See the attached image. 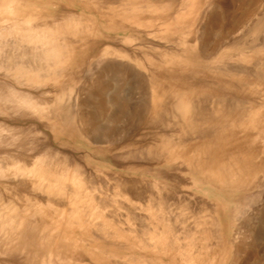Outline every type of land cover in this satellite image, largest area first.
<instances>
[{
  "label": "rangeland",
  "instance_id": "obj_1",
  "mask_svg": "<svg viewBox=\"0 0 264 264\" xmlns=\"http://www.w3.org/2000/svg\"><path fill=\"white\" fill-rule=\"evenodd\" d=\"M185 1L173 0V7L178 8L183 2L185 5ZM151 2L163 7L166 4L165 0H0V56L6 55V50L17 56L26 45L29 48L30 43H19L22 33L47 34L46 40L54 46L50 54L54 63L45 69L35 70L38 63L31 59L35 68L31 66L28 75L26 71L18 75L15 67L9 68L0 63V199L3 201L0 200V204L4 206L6 203L5 207L10 212H24L26 209L24 214L33 220L27 218L32 223L27 226V235L22 232L8 244L5 235L8 233L9 237L11 233L0 226V264H185L178 255L171 261L165 254L168 238L163 234L161 240L158 236L155 238L162 228L159 229L160 223L152 218L154 207L139 208L140 203L130 200L131 194L127 193L125 185L128 189L130 185L133 189L137 187L135 192L142 191L138 193L143 199L147 198V202L150 198L154 199L150 202H156L159 197H171L168 201L170 207L165 211L170 217L177 214L174 218L182 219L176 220L177 225L174 226L178 227V234L188 236L184 241L191 251L192 258L186 256L190 264L210 259L215 264H264V92L261 97L258 93V90H264L263 83L260 89L259 85L257 89H249L243 79L240 82L244 86L238 90L232 88L239 82L237 78H229L228 74H224L225 77L221 75L222 82L218 78L219 87L222 85L218 87L220 95L228 101L232 99V103L233 97L238 95L236 99L242 106L237 110V116L228 117L229 128L225 132L233 133H225L227 137L223 139V147L200 140L185 143L179 133L176 134L177 129H167L166 134L171 137L169 144L166 140L161 141L159 128H156L161 121L157 122L149 112L152 84L163 88L169 95L168 99L173 100L183 92L174 87L175 81L188 79L185 82L187 89H184L188 94L195 79L201 76V79H211L205 76L207 73L198 72L202 65L225 66L231 70L249 68L253 73H263L260 68L264 66V26L257 30L253 26L260 18L264 19V0H189L188 3L200 4L199 15L194 17L184 9L186 12L181 13L180 29L172 25L173 21L169 18L173 14L167 9H158L161 10L159 12L153 7L148 8ZM211 2L219 3L221 7L217 8L216 3L213 5ZM126 7L135 8L132 11L134 15L128 13ZM122 8L124 12H121ZM38 41L34 42L33 38L32 44L37 43L34 44L37 48L47 47ZM17 45L23 49H18ZM26 58L28 61L25 55ZM183 67L185 71H181ZM42 73L45 74L42 76ZM226 81L235 83L229 87ZM193 95L196 100L203 98L208 110L215 105L209 92L204 97L201 94L198 96V93ZM97 102L104 105V110L96 115L94 106ZM128 103L139 108L138 114L120 116L117 112ZM145 117L148 122H144ZM167 118L172 121L170 115ZM252 119L254 122H251ZM151 123L156 126H151ZM115 124L122 125L118 132H114L113 128L108 130ZM152 134L155 137L158 135L154 138L159 139L154 140ZM106 137L108 141H104ZM178 139L184 144L178 143ZM207 143L210 148L213 147L212 157L202 153L196 155V148L199 151L197 146ZM209 146L206 147L210 149ZM147 148L157 150L152 153ZM43 158L51 168L58 169L56 172L62 170L68 183L76 178H81L86 184L92 182L87 184V190L94 198L107 204L105 209L98 211L97 218L105 212L114 213L116 218H121V224L113 223L112 226L109 223V231L104 234L102 231L101 234L98 225V229L93 225H89L91 230L81 229L74 224V220L62 217V207L47 200L49 197L56 201L62 199L39 191L37 179L22 174L18 168H32L39 163L37 160ZM219 163L230 167L232 173L221 176L210 173V170L214 172L213 168L219 167ZM75 168H80L81 174H76ZM121 187H124L122 192H126L122 193ZM129 211L136 219H127ZM41 226L44 227V237L40 232ZM141 227L146 228L143 229L151 238L156 234L154 239L149 238L150 243L148 239L141 238L140 241L134 237L137 232L141 233ZM150 227L152 230L155 228L157 233L149 231ZM163 228L164 232L168 231L165 225ZM214 232L217 233L214 235ZM41 238L46 240L41 242ZM242 240L240 250L236 252L237 243ZM154 242L160 246L150 247ZM216 247L219 252L213 253L212 248ZM250 251L253 253L248 255Z\"/></svg>",
  "mask_w": 264,
  "mask_h": 264
},
{
  "label": "bare ground",
  "instance_id": "obj_2",
  "mask_svg": "<svg viewBox=\"0 0 264 264\" xmlns=\"http://www.w3.org/2000/svg\"><path fill=\"white\" fill-rule=\"evenodd\" d=\"M104 1V0H103ZM107 1V0H106ZM166 1V4H165V7H163V6H161V5H158V4H156V3H154V2H151V3H149L148 5H147V7L149 8V7H151V9H152V7L154 8V10H158V9H162V10H165V9H167V12H170V13H172L173 14V16H171L169 19H171L172 21V25L173 26H175L177 29H180L181 28V26H182V24H181V22H182V15H181V13L182 12H186V11H188L189 13H191V14H193L194 15V17H197L198 15H199V13L197 12V10H198V5H200L198 2H192V4L189 2H187V1H189V0H186L185 1V5L183 4V3H181V6H178V8H174L173 7V0H165ZM179 1V0H178ZM231 1H233V0H231ZM127 2V1H126ZM131 3H133V1L131 2ZM216 2H211V4H215ZM226 3V2H225ZM225 3H223V4H225ZM105 4V3H104ZM103 4V5H104ZM183 4V5H182ZM194 4V5H193ZM222 4V5H223ZM146 5V4H145ZM206 5V4H205ZM121 6V5H120ZM133 6V5H132ZM136 5L134 4V6L133 7H135ZM138 6V5H137ZM217 8H220L221 7V5H219V3H216V5H215ZM106 7V6H105ZM115 7V6H114ZM125 7V6H124ZM141 6H139V8H140ZM144 7V6H143ZM120 9H121V7H119ZM138 8V7H137ZM136 8V9H137ZM145 8V7H144ZM193 8H195V9H193ZM98 9V8H97ZM101 9V8H100ZM115 9V8H114ZM113 9V10H114ZM118 9V8H117ZM116 9V10H117ZM126 10H127V12L128 13H131L132 15H134V12L132 13V11H135V8H131V7H126L125 8ZM129 9H130V11H129ZM186 11H185V10ZM103 10H105V9H103ZM111 10V9H110ZM109 10V11H110ZM138 11H139V9H137ZM204 10V9H203ZM206 10V9H205ZM115 11V10H114ZM120 11V10H119ZM125 10L122 8V11L121 12H124ZM137 11V12H138ZM153 11V10H152ZM151 11V12H152ZM159 11V10H158ZM161 11V10H160ZM159 11V12H160ZM113 12V11H112ZM118 12V11H117ZM127 12H125V13H127ZM156 12V11H155ZM206 12H207V10H206ZM212 12V11H211ZM114 13V12H113ZM139 13V12H138ZM141 13V12H140ZM203 13V12H202ZM73 14V13H72ZM115 14V13H114ZM205 14V13H204ZM209 14H211V13H209ZM105 15V14H104ZM118 15V14H117ZM126 15V14H125ZM137 15V14H136ZM169 15H171V14H169ZM202 15V14H201ZM111 17H114V16H111ZM137 17V16H136ZM121 18V17H120ZM126 18H127V16H126ZM209 18V17H208ZM131 19V18H130ZM259 19V18H258ZM49 20V19H48ZM51 20V19H50ZM56 20H57V18H56ZM58 20H59V18H58ZM126 20V19H125ZM134 20V19H133ZM157 20V19H156ZM23 21V20H22ZM54 21V20H53ZM208 21H210V20H208ZM27 22V21H26ZM47 22V21H46ZM55 22V21H54ZM54 22H52V23H54ZM56 23V22H55ZM63 24H64V22H62ZM209 23V22H208ZM263 23H264V19H262V18H260L259 20H257L256 21V23L254 24V26H253V28H254V30H257V29H262V26H264L263 25ZM57 24H60L58 21H57ZM63 24H61V25H63ZM38 25V24H37ZM232 25V24H231ZM33 26V25H32ZM46 26V25H45ZM52 26V25H51ZM88 26V25H87ZM136 26V25H135ZM140 26V25H139ZM186 27H187V25H185ZM38 27V26H37ZM162 27V26H161ZM44 28V27H43ZM54 28V27H53ZM56 28H57V26H56ZM183 28H185V27H183ZM90 29V28H89ZM54 30V29H53ZM58 30V29H57ZM57 30H55V31H57ZM68 30V29H67ZM232 30V29H231ZM50 31H52V30H50ZM153 31V30H152ZM64 32V31H63ZM188 33V32H187ZM179 34V33H178ZM180 35V34H179ZM185 35H187V34H185ZM45 36L46 37H48V35L46 34H43V33H41V32H32V33H26V34H24V33H22V35H21V38L19 39V43H21V42H27V43H30L29 44V48H26V47H28L26 44V47L24 48V50H22V51H20V52H18V55L16 56V54H12L10 51H5L4 49H2V50H4L5 51V53H6V55H1L0 56V59H1V57L3 56L4 58H2L3 60H0V63L2 64V65H5L6 67H9V68H13V67H15V69L17 70V73H18V75L19 74H21L22 72L24 73L25 71H26V75H28V73H27V71L30 69V67L32 66L31 64H35V63H33V61H36L38 64V66H36V68H35V66H32L33 68H35V70H39V69H41V67L43 68V69H45V68H47L48 67V65L49 66H51L52 65V63H54L52 60V58L50 57V54L53 52L52 50H54V46L51 44V41H48V40H46V38H45ZM249 36H251V35H249ZM13 38V37H12ZM34 38V42L36 41V40H39L38 42H40L41 44L43 43L44 45H46L47 47H40V46H38V48L36 47L37 45H34V44H37V43H33L32 44V39ZM38 38V39H37ZM45 38V39H44ZM9 39V38H8ZM264 39V38H263ZM260 40L262 41V38H260ZM18 41V40H17ZM5 42V41H4ZM8 42V41H7ZM61 42V41H60ZM53 43V42H52ZM62 43V42H61ZM258 43H260V41L258 42ZM257 43V44H258ZM9 44V43H8ZM41 44H39V45H41ZM251 44V43H250ZM5 45V44H4ZM10 45V44H9ZM189 45V44H188ZM256 45V44H255ZM259 45V44H258ZM261 45V44H260ZM262 45H264V44H262ZM14 46H16V45H14ZM18 46V45H17ZM20 46V45H19ZM18 46V49L19 48H21V49H23L22 47H19ZM49 46V47H48ZM57 46V45H56ZM191 46V45H190ZM3 47V46H2ZM192 47H194V46H192ZM263 47V46H262ZM42 48V49H41ZM56 48V47H55ZM58 49L59 48H57V51H58ZM27 50V51H26ZM60 50V49H59ZM4 51H2V52H4ZM60 52H61V50H60ZM58 53V52H57ZM62 53V52H61ZM21 54H23V55H21ZM54 54V53H53ZM52 54V56H54ZM56 54V53H55ZM165 54V53H164ZM13 55H15V56H13ZM25 55L26 56H28V58H29V60L27 61V58L26 59H24L25 58ZM196 55V54H195ZM195 55H194V57H195ZM198 55V54H197ZM58 56V55H57ZM56 56V57H57ZM183 56V55H182ZM199 56V55H198ZM197 56V57H198ZM202 56H204L205 57V55H204V53L202 52ZM245 56V55H244ZM184 57H185V55H184ZM58 58V60H59V58H60V55H59V57H57ZM31 59H33V61H31ZM55 59V58H54ZM200 59V58H199ZM57 59H55V61H56ZM57 60V61H58ZM32 62V63H31ZM1 65V66H2ZM263 66V65H262ZM4 67V66H3ZM31 67V68H32ZM233 68V67H232ZM259 68V67H258ZM59 69V68H58ZM242 69H244V68H242ZM249 69V68H248ZM246 70V68L244 69V70H240V69H235V70H231L230 68H228V67H223V66H211V64L210 65H202L200 68H199V71L198 72H204V73H207V74H205V76L207 75V76H209L208 78H211V79H201L202 78V76L200 77V79L198 78V79H195V83H193L192 85H193V87L192 88H190V89H192V90H189V92H188V94H186L185 92H184V89H185V85H186V83L185 82H187V80L184 78V79H180V80H177V81H175L174 83H173V85H174V87L176 86L178 89H179V91L181 90V91H183V92H180L179 94H177V96L173 99V100H169L168 98H169V95L167 94L166 95V91H164V89L163 88H161V87H159L158 85H154V84H152L151 85V88H150V91H151V97H150V99H151V105L149 106V112H151L153 115H150V116H152L153 118H156L157 119V122H160L159 124L160 125H158L156 128H159V131H160V134H159V137H160V140L161 141H164V140H166L165 142H167L168 144H169V142H171V137L169 136V135H167L168 133V131H167V129H169V131L171 130H175V129H177V131H175V132H177L176 134H178V135H180L181 136V141H185V143L186 142H193V141H197V140H200V141H203L202 143H204V142H209V144L211 145V144H219V147H223V146H225V142L223 141V139L225 138V137H227V134H225L226 132H225V130H226V128L228 127V117L230 118H232V117H235V116H237V110H240V108L242 107L241 106V102L239 101V99H236L237 98V96L236 97H233L234 98V103H232L231 101H232V99H230L229 101L227 100V98L226 97H224L223 95H220V93L218 92V87H219V85H218V83H219V80H221V82H222V79L220 78L221 77V75H223L224 77H225V75L226 74H228V75H230L229 76V78H231V76H232V78H237L238 80H239V82L236 84L235 83V81H234V86L232 87V88H234V89H238V90H240L241 88H242V85H243V83L245 84V86H247V88L249 87V89L250 88H255L257 85H259V89L261 88L260 87V84H262L263 83V85H264V72L263 73H256V71H255V73H253L251 70ZM261 69H263L264 70V66H263V68H260V70ZM186 70V68L185 67H183V69H181V71H185ZM162 71V70H161ZM160 71V72H161ZM180 71V70H179ZM59 72H60V70H59ZM164 72V71H163ZM46 73V72H45ZM45 73H42V76H43V74H45ZM52 73V72H51ZM157 74V73H156ZM203 74V73H202ZM211 74V75H210ZM225 74V75H224ZM239 74V75H238ZM17 75V76H18ZM158 76L160 75V74H157ZM201 75V74H200ZM233 75H235L234 77H233ZM237 75V76H236ZM39 76L40 77H42L40 74H39ZM155 76V75H154ZM154 76L152 77V78H154ZM166 77V76H165ZM228 77V76H227ZM164 78V77H163ZM218 78H220L219 80H218ZM251 78V79H250ZM161 79V78H160ZM236 79V80H237ZM246 80V81H244L243 83H241L240 81H242V80ZM253 79V80H252ZM162 80V79H161ZM160 80V81H161ZM192 80V79H191ZM153 81H156L155 79H153ZM220 82V83H221ZM223 82H224V80H223ZM232 82H233V80H232ZM171 83V84H172ZM225 83H228V85H229V87H231L233 84L232 83H229V82H225ZM257 83H259V84H257ZM150 84H151V82H150ZM160 84V83H159ZM6 85V84H5ZM162 85V84H161ZM223 86H224V83H223ZM244 86V85H243ZM221 87H222V85H221ZM221 87H219V88H221ZM228 87V86H227ZM226 87V88H227ZM264 87V86H263ZM225 88V87H224ZM258 87H256L255 89H257ZM11 89V88H10ZM187 89V88H186ZM185 89V90H186ZM177 90V89H176ZM252 90V89H251ZM9 91H11V90H9ZM224 91V90H223ZM254 91V90H253ZM6 92V91H5ZM174 92H177V91H174ZM207 92H209V93H211V97H213V100H215V101H213L214 102V106L211 108V110H208L205 106H204V104H203V98L202 99H193L194 98V93H198V96H199V94H201L202 96L203 95H206V93ZM249 92V91H248ZM263 92H264V90H262V91H260V90H258V93L260 94L259 96L261 97V95L263 94ZM205 93V94H204ZM222 94H224V93H222ZM225 94H227V93H225ZM252 94V93H251ZM193 95V96H192ZM234 95V94H233ZM253 95V94H252ZM256 95H257V93H256ZM173 96H174V94H173ZM231 96V95H230ZM246 96V95H245ZM258 96V97H259ZM19 97V96H18ZM196 97V96H195ZM204 97V96H203ZM206 97V96H205ZM209 97V96H208ZM210 97V98H211ZM263 97V96H262ZM21 99H22V97H20ZM173 98V97H172ZM197 98V97H196ZM207 98V97H206ZM199 100V101H198ZM196 101V102H195ZM205 101V100H204ZM241 101H243V100H241ZM241 106V107H240ZM244 106V105H243ZM264 106V105H263ZM95 109H94V112H96V115L97 114H101V111H103L104 110V105L102 104V103H100V102H97V103H95ZM244 107H246V106H244ZM244 107H243V109H244ZM59 108V107H58ZM144 109H146V107L144 108ZM143 109V110H144ZM242 109V108H241ZM246 109V108H245ZM139 110V108L137 109L134 105H130L129 103L127 104V105H124V106H122L120 109H119V111L117 112L120 116H134L135 114H138L137 113V111ZM141 111V110H140ZM242 111V110H241ZM58 112V111H57ZM142 112V111H141ZM148 112V111H147ZM148 112V113H149ZM255 112V111H254ZM59 113V112H58ZM145 113V112H144ZM143 113V114H144ZM171 113V114H170ZM242 115H248V114H243L244 112H240ZM250 113V112H249ZM252 113V112H251ZM142 114V113H141ZM79 115V114H78ZM77 115V116H78ZM167 115H170V117L172 118L171 120V122H169L168 121V118H167ZM240 115V114H239ZM253 115H255L254 113H253ZM80 116V115H79ZM250 116H251V114H250ZM149 117V116H148ZM169 117V116H168ZM245 117V116H244ZM257 117V116H256ZM79 118H81V116L79 117ZM114 118V117H113ZM146 118V121H144V122H148L147 121V117H145ZM237 118V117H236ZM140 119H142V117L140 118ZM152 119V118H151ZM251 119V118H250ZM154 120V119H153ZM75 121V120H74ZM114 121V120H113ZM118 122V121H117ZM140 122V121H139ZM142 122V124L144 123L143 122V120L141 121ZM248 122H249V120H248ZM251 122H254V120L252 119V121ZM114 123V122H113ZM115 123H116V121H115ZM138 123V122H137ZM155 123V122H154ZM154 123H151L152 125L151 126H153V127H155L156 125H154ZM234 123H236V122H234ZM240 123V122H239ZM125 124V123H124ZM145 124V123H144ZM232 124V123H231ZM230 124V125H231ZM135 125V124H134ZM137 125V124H136ZM147 125V124H146ZM121 124H115V125H113L112 127H109L108 128V130H110L111 128H113V130H114V132H118V130H120V128H121ZM124 126V125H123ZM140 126V125H139ZM143 126V125H142ZM141 126V127H142ZM150 126V127H151ZM55 127V126H54ZM134 127H136V126H134ZM133 127V128H134ZM140 127V128H141ZM144 127V126H143ZM174 127H176V128H174ZM145 128V127H144ZM229 128V127H228ZM231 128V127H230ZM257 128V127H256ZM137 129H138V127H137ZM155 129V128H154ZM83 130V129H82ZM231 130H233V129H231ZM230 130V131H231ZM159 131H157V132H159ZM110 131H108V133H109ZM149 132V131H148ZM156 132V133H157ZM234 132H236V130L234 131ZM237 132H239V131H237ZM134 133V132H133ZM154 134H155V132H153ZM167 133V134H166ZM171 133V132H170ZM228 133V132H227ZM229 133H231V132H229ZM228 133V134H229ZM233 133V132H232ZM232 133H231V135H232ZM106 134V133H105ZM104 134V135H105ZM145 134V133H144ZM154 134H152V135H154ZM173 134V133H172ZM171 134V135H172ZM175 134V133H174ZM173 134V135H174ZM156 135V134H155ZM155 135L152 137V138H154L155 137ZM172 135V136H173ZM107 136V135H106ZM158 136V135H157ZM156 136V137H157ZM234 136V135H233ZM244 136V135H243ZM105 137V136H104ZM118 137V136H117ZM155 137V138H156ZM159 137L157 138V139H159ZM174 137H176L175 135H174ZM119 138V137H118ZM132 138V137H131ZM154 138V140H156L157 141V139H155ZM178 138H180V137H178ZM229 139H230V137H228ZM122 139V138H121ZM173 139V138H172ZM177 139V138H176ZM223 141V143H221L222 141ZM104 141H108V139H107V137H106V139H104ZM114 141V140H113ZM177 141H179L178 143H180V139H178ZM218 141H221V142H218ZM118 142V141H117ZM116 142V143H117ZM136 142V141H135ZM151 142H153V141H151ZM155 142V141H154ZM158 142H160L159 140H158ZM174 142V141H173ZM172 142V143H173ZM218 142V143H217ZM150 143V142H149ZM182 143V142H181ZM180 143V144H181ZM227 143V142H226ZM132 144H134V143H132ZM152 144V146L154 145L155 146V144H153V143H151ZM151 144H149L148 145V147H150V145ZM182 144H184V143H182ZM209 144L207 143V144H199V145H201V146H197L198 147V152H197V148H196V155H198L197 153H202L203 155H209V157L212 155V153H211V150H213L212 148H210V146H209ZM223 144V145H222ZM229 144V143H228ZM179 145V144H178ZM189 145V144H188ZM198 145V144H197ZM204 145V146H203ZM147 146V145H146ZM145 146V147H146ZM152 146H151V148H152ZM158 146V145H157ZM169 146H171V145H169ZM176 146V145H175ZM181 146V148L183 147L182 145H179V147ZM187 145L185 144V147H186ZM206 146H209V148L210 149H208ZM229 146V145H228ZM159 147V146H158ZM157 147V148H158ZM164 147V146H163ZM184 147V148H185ZM217 147H218V145H217ZM142 148V147H141ZM151 148H147L148 150L147 151H149ZM157 148H155L156 150H157ZM171 148H172V146H171ZM194 148V147H193ZM18 149V148H17ZM20 149H22V148H20ZM154 149V150H155ZM159 149V148H158ZM161 149V148H160ZM174 149V148H173ZM176 150L178 149V148H175ZM174 149V150H175ZM135 150H137V148L135 149ZM141 150V149H140ZM154 150H152L151 149V152L153 153V151ZM156 150H155V152H156ZM165 150H167V149H165ZM182 150V149H181ZM180 150V151H181ZM163 151V150H162ZM168 151V150H167ZM166 151V152H167ZM184 151V150H183ZM125 152V151H124ZM161 152V151H160ZM159 152V153H160ZM164 152V151H163ZM162 152V154H164ZM169 152V151H168ZM158 153V154H159ZM116 154V153H115ZM132 154V153H131ZM144 154V153H143ZM211 154V155H210ZM148 155V154H147ZM160 155V154H159ZM119 156V155H118ZM137 156V155H136ZM42 157H45V156H42ZM160 157H162V156H160ZM173 157V156H172ZM177 157V156H176ZM176 157H174L173 159H175ZM204 157V156H203ZM206 157V156H205ZM208 157V156H207ZM212 157V156H211ZM120 158V157H119ZM151 158V157H150ZM179 158V157H178ZM198 158H200L199 156H198ZM38 159V158H37ZM44 159V160H43ZM43 159H39V160H37L39 163H35L33 166H32V168H30L29 167V169H27V168H22V169H20V167H18L19 168V171L21 172V170H22V174L23 173H25V175H31V176H34L36 179H37V187L40 189H38L36 186V188L39 190V191H41L42 190V192H45L47 195L48 194H50V195H52L53 196V198L54 197H57L59 200H61V201H56V200H53L52 199V197L50 198L49 196V198L47 199L48 200V202L49 203H53L54 205H56V206H58L59 207V205L62 207L60 210H61V212H60V214H61V216L63 217L64 216V218H70V219H72V220H74V224H76V226L77 227H79V228H86V229H88L89 228V225H93V226H99V230H100V232H101V234H102V231H104L103 232V234L105 233V232H107V231H109V230H107L108 229V225L107 224H113V223H115V225H120L121 224V218L119 219V217L118 218H116L115 217V214L114 213H104V214H101V218H97L99 215H98V211H100L101 209L103 210V209H105V206L107 205L106 204V202L105 201H103L102 199H96V198H94L93 196H92V194L87 190V186L88 185H90L91 183L89 182V180H88V182L90 183V184H86V183H84L83 181H82V179L81 178H76V179H74L73 181H71L70 183H68V182H66V175L64 174V172H62V170L60 171V172H56V171H58V169L57 168H51V166L48 164V161H46L45 160V158H43ZM136 159V158H135ZM161 159V158H160ZM155 161H156V159H154ZM137 161V160H136ZM159 161V160H158ZM183 161H184V159H183ZM152 162V161H151ZM133 163V162H132ZM138 163V162H137ZM198 163H199V161H198ZM137 165V164H136ZM219 165V167H217V168H213V170H214V172L212 171V170H210V173L212 172V174H215V175H219V176H221V175H230L231 173H232V169L230 168V167H225L224 166V164L223 163H219L218 164ZM18 166H21V165H18ZM65 166V165H64ZM70 166V165H69ZM188 166V165H187ZM16 167V166H15ZM78 167V166H77ZM80 167H82V166H80ZM212 167H214V165L212 166ZM12 168V167H11ZM10 168V169H11ZM73 168V167H72ZM209 169V168H208ZM18 170V169H17ZM188 170V169H187ZM10 171V170H9ZM74 171H76L75 173L77 174H81V171H80V168H75L74 169ZM14 172V171H13ZM20 174V173H19ZM85 175V174H84ZM214 175V176H215ZM85 177V176H84ZM113 177V176H112ZM218 177V176H217ZM229 177V176H228ZM83 178V177H82ZM116 178V177H115ZM118 178V177H117ZM255 178V177H254ZM250 179V178H249ZM248 179V180H249ZM114 180V179H113ZM208 180H209V178H208ZM254 180V179H253ZM125 181H127V180H125ZM129 181V180H128ZM211 181V180H210ZM217 181V180H216ZM131 182V181H130ZM133 182V181H132ZM188 183V182H187ZM93 184V183H92ZM121 184H122V182H121ZM120 184V185H121ZM238 184V183H237ZM123 185V184H122ZM251 185V184H250ZM93 186H95V185H93ZM118 186V185H117ZM116 186V187H117ZM236 186V185H235ZM248 186V185H247ZM89 187V186H88ZM125 188H126V190H127V193L130 195L129 197H130V200H132V201H137L138 203H140L139 205V208H143V206L145 207H147V208H150V209H152L153 207H154V210H153V212L151 211V213H153L152 215H153V217L152 218H154L155 220H157L160 224V228L159 229H161L162 228V230H160L159 231V235L157 234H154L153 236H155V238H157V236H158V240H161L162 239V234L164 235V237H166V238H168V242H167V244H165L166 245V247L168 248L166 251L164 250L165 248H163V250L165 251V254L167 255V256H169V258H170V260L171 261H173V260H175V257L178 255L180 258H181V261H184V263L185 264H190V262H189V259H186V258H188V257H186L187 255H189V257L190 258H192L191 257V254H190V252L191 251H189V249H188V244H187V242H185L186 240L185 239H187L188 238V236L187 235H185V233H183L182 235H180V234H178V227L177 226H174V225H177L175 222H176V220L177 221H179V220H182V219H178L177 217H175L174 218V216H178L177 214H175L172 218L169 216V215H167L166 213L168 212L167 210L165 211V208L167 209V207H170L169 205H168V201H169V199L171 198V197H169L168 198V195H167V197H164L163 196V198L161 197H159V200L158 199H155V200H157L156 202H150L149 200L151 199V200H154V199H152V198H150V196H149V200H148V202H147V198H145V199H143V197L141 196V194L140 193H138V192H141L142 193V191H138V192H135V189L137 188V187H135V189H133V186L132 185H130L129 187H130V189H128V187H126V185L124 186ZM123 187V188H124ZM122 188V187H121ZM123 188L121 189V192H122V190H123ZM165 189V188H164ZM126 190H124L125 192H126ZM137 190H138V188H137ZM143 190V189H142ZM124 191L122 192V193H124ZM166 194V193H165ZM94 195V194H93ZM147 195V194H146ZM145 195V196H146ZM151 195V194H150ZM257 195V194H256ZM144 196V197H145ZM148 196V195H147ZM155 196V195H154ZM153 196V197H154ZM252 196V195H251ZM1 198V197H0ZM99 198V197H98ZM156 198V197H155ZM185 198H187V197H185ZM252 198V197H251ZM79 199H80V201H79ZM1 200V199H0ZM2 201V200H1ZM122 200H120V202H121ZM182 201V200H181ZM3 202V201H2ZM2 202H0V203H2ZM5 202V201H4ZM7 202V201H6ZM84 202V203H83ZM183 202V201H182ZM9 203H11V202H8V204ZM122 203V202H121ZM170 203H172V202H170ZM5 205H6V203H4ZM117 204V203H116ZM125 204V203H124ZM202 204V203H201ZM5 205L4 206H2V204H0V226H2V227H6L7 228V230H8V232L9 233H11V235L8 237V233L5 235L6 236V239L5 240H9V242L8 241H6L7 242V244L8 243H10V241L12 240V238L15 236H19L22 232H24V234H26L27 235V233H29V232H27V231H29L27 228H29V227H27L31 222H30V220H32V219H30L29 218V216H27L26 214H24V212L25 211H27L25 208V210H24V212H19V211H21V210H15L16 212H10V209H9V211H7L8 209H7V207H5ZM122 205V204H121ZM127 205V204H126ZM168 205V206H167ZM170 205H172V204H170ZM12 208L13 207H16V206H12V205H10ZM127 207V206H126ZM9 208V207H8ZM21 208V207H20ZM20 208H18V209H20ZM124 208V207H123ZM127 208H129V206L127 207ZM15 209V208H14ZM16 209H17V207H16ZM22 209V208H21ZM116 210V209H115ZM117 212V211H116ZM136 212V211H135ZM130 213V211L128 212V214H127V219H134L135 218V216H133L132 215V213H131V215L129 214ZM183 213V212H182ZM35 214V213H34ZM37 214V213H36ZM142 215V214H141ZM139 216V215H138ZM169 216V217H168ZM125 217V216H124ZM27 218H29V219H27ZM37 218V217H36ZM43 218V217H42ZM41 218V219H42ZM64 218H63V220H64ZM147 218V217H146ZM39 219V218H38ZM101 219V220H100ZM136 219V218H135ZM143 219V218H142ZM150 219V218H149ZM173 219H175V220H173ZM203 219V218H202ZM123 220V219H122ZM137 220H139V219H137ZM215 220V219H214ZM33 221V220H32ZM44 221H46V220H44ZM60 221H62V220H60ZM125 221V220H124ZM127 221V220H126ZM129 221V220H128ZM140 221V220H139ZM174 221V222H173ZM206 221V220H205ZM29 222V223H28ZM36 222V221H35ZM43 222V221H42ZM41 222V223H42ZM131 222V221H130ZM134 222V221H133ZM133 222H132V224H133ZM38 223V222H37ZM46 223V222H45ZM120 223V224H119ZM140 223V222H139ZM143 223V222H142ZM151 223H153V222H151ZM174 223V224H173ZM32 224V223H31ZM124 224H125V222H124ZM136 224V223H135ZM144 224V223H143ZM147 224V223H146ZM146 224H144V225H146ZM181 224V223H180ZM40 225V224H39ZM39 225H36V226H39ZM142 225V224H141ZM148 225V227H149V224H147ZM146 225V226H147ZM165 225V228H167L168 229V231L167 232H164V228H163V226ZM200 225V224H199ZM218 225V224H217ZM30 226V225H29ZM98 226H97V229H98ZM113 226V225H112ZM137 226V225H136ZM145 226V227H146ZM153 226H154V223H153ZM206 226V225H205ZM1 227V228H2ZM31 227H32V225H31ZM33 227H34V225H33ZM32 227V228H33ZM46 227V226H45ZM94 227V228H95ZM115 227V226H114ZM147 227V228H148ZM156 227V226H155ZM208 227V226H207ZM37 228V227H36ZM41 229H40V232H41V235L44 237L45 235H44V233H45V231H44V227H40ZM129 228V227H128ZM136 228V227H135ZM142 228V227H141ZM144 228V227H143ZM139 229L140 230V234H138V232L136 233V234H134V237L135 238H138L140 241L142 240L141 238H145V239H148V241L150 240V239H152L153 238V236H152V238H151V236H150V234L149 233H146V231L144 230V229H146V228H144V229ZM209 228V227H208ZM90 229V228H89ZM96 229V228H95ZM117 229H118V227H117ZM122 229V228H121ZM137 229V228H136ZM191 229V228H190ZM25 230H26V232H25ZM34 230L36 231V229L34 228ZM91 230V229H90ZM99 230H98V232H99ZM116 230V229H115ZM118 230H120V229H118ZM126 230H128V229H126ZM139 230H137V231H139ZM149 231L151 230V232L152 231H154L155 233H157L156 232V230H155V228H153V230L151 229V227L148 229ZM205 230V229H204ZM30 231H32V230H30ZM54 231V230H53ZM95 231V230H94ZM148 231V232H149ZM158 231V230H157ZM183 231V230H182ZM187 231H189V230H187ZM209 231V230H208ZM213 231H215V230H213ZM89 232V231H88ZM96 232L97 231H95V234H96ZM113 231L112 230H110V233L111 234H113L112 233ZM132 232V231H131ZM206 232V231H205ZM15 233H17L16 235H14ZM53 233V232H52ZM109 233V234H110ZM181 233V232H180ZM203 233V232H202ZM215 233H217V232H214V235H215ZM32 234V233H31ZM40 234V233H39ZM101 234H98V235H100L101 237H104V236H102ZM203 234H205V233H203ZM209 234H210V232H209ZM213 234V233H212ZM50 235V234H49ZM48 235V236H49ZM97 235V236H98ZM118 235V234H117ZM31 236V235H30ZM41 236V237H42ZM96 236V237H97ZM105 236H108V235H105ZM111 236V235H110ZM28 237V236H27ZM109 237V236H108ZM35 238V237H34ZM120 238V237H119ZM125 238V237H124ZM150 238V239H149ZM191 238V237H190ZM208 238H209V236H208ZM19 239V238H18ZM30 239V238H29ZM40 239V238H39ZM38 239V240H39ZM154 239V238H153ZM44 240H46L45 238H41V242H43ZM138 240V241H139ZM144 240V239H143ZM185 240V241H184ZM105 241V240H104ZM137 241V240H136ZM152 241H154V240H152ZM157 241V240H156ZM5 242V241H4ZM143 242V241H142ZM141 242V243H142ZM145 242V241H144ZM216 242V241H215ZM40 243V242H39ZM146 243V242H145ZM149 243H150V241H149ZM159 243V242H158ZM242 243H243V240L241 241V242H239V243H237L238 245H237V248H236V252L237 251H239L240 250V246L242 245ZM110 244V243H109ZM212 244V243H211ZM139 245H141L140 243H139ZM153 245H155L156 247H158V245L159 244H157L156 242H154V243H151L149 246L150 247H152L153 248ZM219 244H217L216 246L217 247H219L218 246ZM2 246V245H1ZM145 246V245H144ZM147 246H148V244H147ZM160 246V245H159ZM149 247V248H150ZM155 247V248H156ZM186 247V248H185ZM212 248V251H213V253L215 252V251H217V252H219L218 251V248ZM144 248H146V247H144ZM187 249V250H186ZM210 249V248H209ZM159 250V249H158ZM162 250V249H161ZM7 251V250H6ZM221 251V250H220ZM9 252H11V251H8L7 253H9ZM216 252V253H217ZM3 253V252H2ZM5 254H6V252H4ZM12 253V252H11ZM16 253V252H15ZM197 253V252H196ZM250 253H253L252 251H250V252H247V254L249 255ZM18 255H19V252L17 253ZM3 255V254H2ZM194 255V254H193ZM10 256H11V254H10ZM196 256V255H195ZM218 256V255H217ZM16 257V256H15ZM33 257V256H32ZM234 257H235V253H234V256H233V259H234ZM250 257V256H249ZM211 258H213L212 257V255H211ZM27 259H30L29 257H27ZM208 259V258H207ZM19 260V259H18ZM31 260H32V258H31ZM191 260V259H190ZM205 260H206V258H205ZM210 260H212V259H210ZM210 260H208L207 262H201V263H198V264H213L214 262H213V260L212 261H210ZM58 261V260H57ZM61 261V260H60ZM140 261V260H139ZM201 261V260H200ZM215 261V260H214ZM8 262V261H7ZM29 262V261H28ZM151 262V261H150ZM199 262V261H198ZM211 262H213V263H211ZM2 263V262H1ZM4 263V262H3ZM148 263V262H147ZM154 263V262H153ZM153 263H150V264H153ZM167 263H168V261H167ZM216 263H218V262H216ZM76 264V263H75ZM77 264H79V263H77ZM88 264V263H87ZM125 264V263H124ZM182 264V263H181ZM215 264V263H214ZM247 264V263H246Z\"/></svg>",
  "mask_w": 264,
  "mask_h": 264
}]
</instances>
